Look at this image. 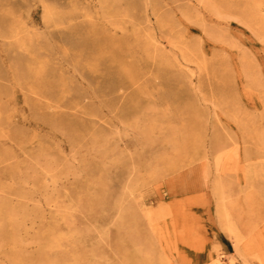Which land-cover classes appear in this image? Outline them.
<instances>
[{
	"label": "rangeland",
	"instance_id": "rangeland-1",
	"mask_svg": "<svg viewBox=\"0 0 264 264\" xmlns=\"http://www.w3.org/2000/svg\"><path fill=\"white\" fill-rule=\"evenodd\" d=\"M1 229L0 264H264V0H0Z\"/></svg>",
	"mask_w": 264,
	"mask_h": 264
},
{
	"label": "bare ground",
	"instance_id": "bare-ground-1",
	"mask_svg": "<svg viewBox=\"0 0 264 264\" xmlns=\"http://www.w3.org/2000/svg\"><path fill=\"white\" fill-rule=\"evenodd\" d=\"M17 67H18L19 71L21 72L20 74L22 76H24L26 74L27 75L28 74L29 75L33 74L32 72H29L28 70L25 69V67H24V61L23 60H20L18 62ZM12 235H13L12 233H8L6 230L1 229L0 230V241H7L9 239H13L14 236H12ZM216 264H218V262H216Z\"/></svg>",
	"mask_w": 264,
	"mask_h": 264
}]
</instances>
